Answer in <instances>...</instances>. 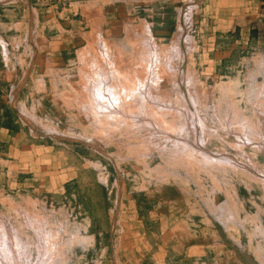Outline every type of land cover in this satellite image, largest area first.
I'll return each instance as SVG.
<instances>
[{
  "label": "rangeland",
  "instance_id": "rangeland-1",
  "mask_svg": "<svg viewBox=\"0 0 264 264\" xmlns=\"http://www.w3.org/2000/svg\"><path fill=\"white\" fill-rule=\"evenodd\" d=\"M0 6L1 264H184L195 244L206 264H264L263 7ZM92 70L138 92L119 125L90 101Z\"/></svg>",
  "mask_w": 264,
  "mask_h": 264
},
{
  "label": "bare ground",
  "instance_id": "bare-ground-1",
  "mask_svg": "<svg viewBox=\"0 0 264 264\" xmlns=\"http://www.w3.org/2000/svg\"><path fill=\"white\" fill-rule=\"evenodd\" d=\"M188 19V18H187ZM146 27V26H145ZM148 28V27H147ZM148 32H149V30H148ZM101 36V35H100ZM147 36V35H146ZM148 36H149V34H148ZM147 36V37H148ZM146 37V38H147ZM149 38H151V37H149ZM148 40V39H147ZM151 41V40H150ZM180 42V41H179ZM178 42V43H179ZM104 44V43H103ZM153 44V43H152ZM6 45V44H5ZM104 45H106V44H104ZM146 45V44H145ZM175 45H176V43H175ZM106 47V46H105ZM146 47V46H145ZM155 48V47H154ZM178 48V47H177ZM101 49V48H100ZM108 49V48H107ZM176 49V48H175ZM154 50V49H153ZM179 51V50H178ZM104 52H105V50H104ZM107 52H108V50H107ZM152 53H154L153 51H151ZM145 53H147V52H145ZM151 53V54H152ZM156 53V52H155ZM112 54V53H111ZM144 54V53H143ZM148 54H150L149 53V51H148ZM150 54V55H151ZM158 56H157V58H159V54L158 53H156ZM170 54V53H169ZM176 54H177V52H176ZM178 54H180V52L178 53ZM108 55V54H107ZM154 54H152V56H153ZM109 56H110V53H109ZM155 56V55H154ZM153 56V57H154ZM164 56V55H163ZM173 56V55H172ZM176 56V55H175ZM178 56V55H177ZM153 57H152V61L150 60V62H153V60L156 58V57H154V59H153ZM169 57H170V55H169ZM107 58V57H106ZM109 58H111V57H109ZM143 58V57H142ZM145 58V57H144ZM172 58V57H171ZM179 58V57H178ZM97 59V58H96ZM113 59V58H112ZM148 59V58H147ZM143 60V59H142ZM160 60H161V58H160ZM110 61V60H109ZM144 61V60H143ZM146 61V60H145ZM144 61V62H145ZM148 61L149 60H147L146 62L148 63ZM159 61V60H158ZM162 61V60H161ZM170 61V60H169ZM168 61V62H169ZM173 61V60H172ZM93 62V61H92ZM153 63H156L157 64V60L156 61H154ZM163 63H165V61L163 62ZM162 62L160 63V64H163ZM180 63V62H179ZM158 64H159V62H158ZM166 64V63H165ZM151 65H152V63H151ZM151 65H149V67L151 66ZM168 65H169V63H168ZM99 66V65H98ZM153 66H154V64H153ZM157 66V65H156ZM155 66V67H156ZM167 66V65H166ZM171 66V65H170ZM170 66H169V68H170ZM94 67V66H93ZM105 67V66H104ZM147 67V66H146ZM106 68V67H105ZM152 69H153V67H151ZM167 68V67H166ZM173 68V67H172ZM171 68V69H172ZM146 70L148 69V68H145ZM152 69H151V71H152ZM157 69H158V67H157ZM97 70V69H96ZM101 70V69H100ZM104 70V69H103ZM156 70V69H155ZM155 70H153V72H155ZM165 70V69H164ZM109 72V71H108ZM145 72V71H144ZM83 73V72H82ZM105 73H106V70H105ZM146 73H148V71L146 72ZM149 73H151L150 72V70H149ZM148 73V74H149ZM156 73V72H155ZM91 77L93 78V80L95 81L94 82V86L92 85V88H93V92H92V98H91V103L94 105V106H97V109H100V110H97V111H100L99 112V115L101 114V112H102V110H103V114H104V110H105V114L107 115L106 117H104V118H107V120H109L110 121V119L112 120L113 118H111L113 115L114 116H116V114L117 113H119V111H120V108L122 109H126V111L128 110V112H129V110H132L131 109V105L132 104H136V102H134V103H132V99H134L135 98V96H137V94H138V92H134V91H132V88H131V90H130V88H128L127 86H126V84L125 83H123V81L122 82H114V80L115 79H111L108 75L109 74H104V75H102L101 73H100V71H95V70H92L91 71ZM158 74V73H157ZM105 75H107L108 76V78L107 77H103L102 78V76H105ZM112 75V71H111V74H110V76ZM116 75V74H115ZM151 75V74H150ZM118 76V75H117ZM116 76V77H117ZM148 76V75H147ZM155 76H156V74H155ZM151 77H153V79L154 80H156L155 78H154V74L153 75H151ZM119 78V77H118ZM141 78V77H140ZM149 78V77H148ZM157 78L159 79V77H158V75H157ZM145 79V81L147 80V78L145 77L144 78ZM138 80V79H137ZM152 80V79H151ZM162 80V79H161ZM190 80H191V78H190ZM142 81H143V79H142ZM149 81H150V79H149ZM158 81V80H157ZM140 82V81H139ZM89 83V82H88ZM137 83V82H136ZM145 83V82H144ZM158 83V82H157ZM191 83V82H190ZM138 84V83H137ZM159 84V83H158ZM140 85V84H139ZM138 85V86H139ZM151 85V84H150ZM153 85V84H152ZM151 85V86H152ZM156 85V84H155ZM134 86V85H133ZM145 86V85H144ZM146 86H149V83H148V85H146ZM146 86H145V91H147L148 92V88H146ZM150 86V87H151ZM86 87V86H85ZM157 87V86H156ZM156 87H154V88H156ZM137 88V87H136ZM141 89H139V90H141L142 91V89L144 88V87H140ZM158 88V87H157ZM144 90V89H143ZM151 90V89H150ZM156 90V89H155ZM155 90H151L150 91V94L152 93V91H153V93H154V91ZM138 91V90H137ZM145 91H144V95H145ZM146 92V94H148V95H150L149 93H147ZM175 92V91H174ZM142 93V92H141ZM156 94V93H155ZM143 95V94H142ZM143 95V96H144ZM154 95V94H153ZM110 96V97H109ZM147 96V95H146ZM151 96V95H150ZM140 98L142 97V96H139ZM139 97H137L138 98V100H139ZM145 97V96H144ZM154 97V96H153ZM146 98V97H145ZM156 98V97H155ZM130 99V101H131V103L132 104H129L130 102L129 101H127V100H129ZM148 99V98H147ZM153 100V99H152ZM176 100V99H175ZM135 101H137L136 99H135ZM125 102H127V105L125 104ZM129 102V103H128ZM139 102V101H138ZM140 102H141V99H140ZM146 102H147V100H146ZM144 103V102H143ZM147 103H149V102H147ZM139 104V103H138ZM140 104H142V102L140 103ZM144 105H145V103H144ZM158 105V104H157ZM127 106V107H126ZM141 106V105H140ZM140 106H138V107H140ZM133 107V106H132ZM134 107H136V109H137V106L135 105ZM162 107V106H161ZM96 109V108H95ZM122 109V110H123ZM135 109V110H136ZM107 110V111H106ZM134 110V109H133ZM141 110H143V106H142V108L140 109V111ZM180 110V109H179ZM96 111V110H95ZM125 111V110H124ZM123 111V112H124ZM138 111V110H137ZM122 112V111H121ZM133 112V111H132ZM135 112V111H134ZM133 112V113H134ZM142 112V111H141ZM147 112V111H146ZM93 113H94V115H95V113H97V112H94L93 111ZM102 114V115H103ZM135 114V113H134ZM138 114V113H137ZM97 115V114H96ZM120 115H122V113H120ZM131 115H132V113H131ZM103 116H105V115H103ZM97 117V116H96ZM117 117V116H116ZM116 117L113 119V120H119L120 119V117L119 118H117L116 119ZM124 117V116H123ZM143 117V116H142ZM101 118H103V117H100V118H98V121H102V123H103V121L104 120H101ZM108 118H110V119H108ZM125 118V117H124ZM123 118V119H124ZM144 118V117H143ZM146 118V117H145ZM153 118V117H152ZM122 119V118H121ZM134 119V118H133ZM136 119V118H135ZM142 119V118H141ZM112 120V121H113ZM118 120H117V122H118ZM111 121V123L112 124H114L115 122L113 121L112 122ZM116 122V123H117ZM107 123V122H106ZM115 123V124H116ZM126 123V122H125ZM137 123V122H136ZM104 124V123H103ZM115 124L113 125V126H115ZM118 124V123H117ZM91 125V124H90ZM98 125V124H97ZM119 125V124H118ZM123 126H125V125H123ZM127 126V125H126ZM134 126V125H133ZM147 126H149V125H147ZM128 127V126H127ZM135 127V126H134ZM106 128V127H105ZM140 128V127H139ZM145 130V129H144ZM187 130V129H186ZM96 132V131H95ZM260 133V132H259ZM179 134V133H178ZM94 135V134H93ZM181 135V134H180ZM261 135V134H260ZM188 157V156H187ZM190 160V159H189ZM222 207V206H221ZM224 208V207H223ZM218 210V209H217ZM219 210L221 211V210H223V209H220L219 208ZM220 211H218V212H220ZM221 213V212H220ZM220 215V214H219ZM221 215H222V213H221ZM218 216V215H217ZM223 216H224V214H223ZM225 217V216H224ZM225 219H227V218H225ZM224 220V219H223ZM25 221H26V219H25ZM228 221V220H227ZM221 222H222V220H221ZM30 223V222H29ZM224 224H226V223H224ZM228 224V223H227ZM226 224V225H227ZM31 226V225H30ZM35 227V226H34ZM37 231V230H36ZM11 236V235H10ZM52 236V235H51ZM56 237V236H55ZM4 238V237H3ZM41 239V238H40ZM4 242H6V241H4ZM50 243H52V242H50ZM4 244H6V243H4ZM20 244V243H19ZM10 245V244H9ZM5 246L6 245H4V248H5ZM8 246V245H7ZM7 246H6V249L4 250V248H2L5 252H7L8 251V248H7ZM31 246V245H30ZM45 246V245H44ZM25 247V246H24ZM41 248V247H40ZM1 249V248H0ZM13 249V248H12ZM27 250V249H26ZM9 252V251H8ZM13 252V251H12ZM42 253H43V251H42ZM5 254V253H4ZM40 254V253H39ZM8 255H9V253H8ZM41 255V254H40ZM16 258V257H15ZM263 260V259H262ZM7 261V260H6ZM11 261V260H10ZM13 262V261H12ZM263 263H264V261H263ZM1 264V263H0ZM5 264V263H4ZM12 264V263H11ZM26 264V263H25Z\"/></svg>",
  "mask_w": 264,
  "mask_h": 264
},
{
  "label": "crops",
  "instance_id": "crops-1",
  "mask_svg": "<svg viewBox=\"0 0 264 264\" xmlns=\"http://www.w3.org/2000/svg\"><path fill=\"white\" fill-rule=\"evenodd\" d=\"M241 2L244 6L245 4L253 3L255 5H259V8L263 7L264 9V0H238ZM223 2V1H222ZM3 6V5H2ZM226 6L229 7L227 4ZM1 7V6H0ZM20 7V5H19ZM228 9V8H226ZM26 10H28V14H33L32 21L35 22L36 24H39L41 18L39 16V10L36 7H33V5L27 3L26 5ZM16 15V13H15ZM10 74L8 75V78L10 79ZM0 77L2 78L3 81L7 80V75L5 69L0 68ZM4 101L0 100V104H2ZM207 252V246L204 244H195V245H190L184 252V258L182 259L184 264H206L203 262L204 257L206 256ZM201 261V262H200Z\"/></svg>",
  "mask_w": 264,
  "mask_h": 264
}]
</instances>
